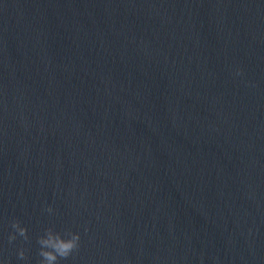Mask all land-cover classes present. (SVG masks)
<instances>
[{"label": "water", "instance_id": "obj_1", "mask_svg": "<svg viewBox=\"0 0 264 264\" xmlns=\"http://www.w3.org/2000/svg\"><path fill=\"white\" fill-rule=\"evenodd\" d=\"M48 227L59 264H264V0H0V264Z\"/></svg>", "mask_w": 264, "mask_h": 264}, {"label": "clouds", "instance_id": "obj_2", "mask_svg": "<svg viewBox=\"0 0 264 264\" xmlns=\"http://www.w3.org/2000/svg\"><path fill=\"white\" fill-rule=\"evenodd\" d=\"M237 74H241L240 69H237ZM47 210L51 211V208L49 207ZM12 228L24 240L28 239L27 229L21 226L19 221L14 220ZM8 239L11 242L16 239V235L10 234ZM37 243L39 245L38 255L40 257L38 264H59V260L67 259L79 249L80 234L71 230H66L62 234L59 231L53 230L52 227H48L44 230L43 235L37 237ZM17 255L20 259H24V249H20Z\"/></svg>", "mask_w": 264, "mask_h": 264}]
</instances>
